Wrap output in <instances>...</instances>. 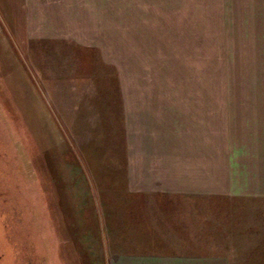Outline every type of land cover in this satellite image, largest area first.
I'll list each match as a JSON object with an SVG mask.
<instances>
[{"label": "rangeland", "instance_id": "obj_1", "mask_svg": "<svg viewBox=\"0 0 264 264\" xmlns=\"http://www.w3.org/2000/svg\"><path fill=\"white\" fill-rule=\"evenodd\" d=\"M25 3L0 0V264H110L96 202L129 194V94L208 98L185 124L208 120L217 147L234 144L235 171L256 156L264 194V0H105L88 32ZM209 201L208 228L227 230L226 213L232 226L213 235L231 247L212 250L264 264V196Z\"/></svg>", "mask_w": 264, "mask_h": 264}, {"label": "crops", "instance_id": "obj_2", "mask_svg": "<svg viewBox=\"0 0 264 264\" xmlns=\"http://www.w3.org/2000/svg\"><path fill=\"white\" fill-rule=\"evenodd\" d=\"M25 5L32 17L37 11L41 22L62 21L78 30L84 25L85 32L95 29L93 23L104 21L98 17L104 16L105 5L110 8L105 0H26ZM82 45L92 49L94 43ZM127 102L129 113L135 114L127 120L128 127L133 122L138 125L134 132L128 129L126 165L122 166L129 194H98L96 202L102 224L98 242L105 246L106 256L110 254V264H232L229 249L212 250L222 241L224 246L231 244L213 237L221 229L210 230L206 222L215 207H202L201 202L264 196L263 190L255 188L257 172L251 168L258 158L242 155L235 171L232 158L238 148L234 144L227 139L217 147L208 120L191 118L185 124L184 115L210 114L208 98L129 94ZM223 102L230 108L231 101ZM173 113L183 118H169ZM219 205L223 215L227 208ZM222 220L229 224L221 231L229 233V215ZM242 225L241 232L246 229ZM98 260L108 264L103 254Z\"/></svg>", "mask_w": 264, "mask_h": 264}, {"label": "flooded vegetation", "instance_id": "obj_3", "mask_svg": "<svg viewBox=\"0 0 264 264\" xmlns=\"http://www.w3.org/2000/svg\"><path fill=\"white\" fill-rule=\"evenodd\" d=\"M6 228H7V225L5 224V226L3 225V230L4 231H6ZM20 248V247H19ZM21 251V250H20ZM0 256L2 257V258H5V256L3 255V254H0ZM21 258V252H20V257H19V259ZM21 261V260H20Z\"/></svg>", "mask_w": 264, "mask_h": 264}]
</instances>
